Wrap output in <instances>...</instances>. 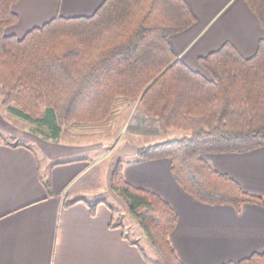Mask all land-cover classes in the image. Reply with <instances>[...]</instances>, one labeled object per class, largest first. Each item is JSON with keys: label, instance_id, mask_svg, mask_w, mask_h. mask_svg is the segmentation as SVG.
Listing matches in <instances>:
<instances>
[{"label": "trees", "instance_id": "obj_1", "mask_svg": "<svg viewBox=\"0 0 264 264\" xmlns=\"http://www.w3.org/2000/svg\"><path fill=\"white\" fill-rule=\"evenodd\" d=\"M16 2L0 0V93L6 108L54 139L79 143L108 133L120 110L138 101L162 130L184 131L138 147L140 160L168 158L179 187L202 203L238 211L245 203L264 207V195L247 191L205 157L264 145L263 36L250 56L230 40L201 54L206 72L177 56L169 40L196 20L186 0H103L92 14L58 13L22 36L7 32L19 19ZM246 2L264 27V0ZM113 165L111 190L160 262L185 264L169 237L179 217L174 206L128 181L121 159ZM44 183L52 194L50 178ZM90 205L95 213L97 203ZM220 264H264V251Z\"/></svg>", "mask_w": 264, "mask_h": 264}, {"label": "crops", "instance_id": "obj_2", "mask_svg": "<svg viewBox=\"0 0 264 264\" xmlns=\"http://www.w3.org/2000/svg\"><path fill=\"white\" fill-rule=\"evenodd\" d=\"M102 1L18 0L14 9L19 19L7 32L22 36L61 12L87 15ZM186 1L196 20L169 40L191 66L225 40L250 56L264 37V27L246 0ZM137 102L127 105L131 109L113 136L86 145L54 139L31 124L20 127L0 93V264H162L148 238L141 243V235L129 234V229L140 234L137 222L129 220L126 204L110 187L118 159L128 181L160 193L176 209L178 223L169 237L185 264H220L264 251L263 206L245 203L238 211L231 205L202 203L179 187L168 158H138V147L156 143H145V138L166 130ZM205 157L247 191L264 195V145ZM48 178L52 194L44 183ZM74 198L81 200L64 204ZM115 221L121 225L112 226Z\"/></svg>", "mask_w": 264, "mask_h": 264}, {"label": "rangeland", "instance_id": "obj_3", "mask_svg": "<svg viewBox=\"0 0 264 264\" xmlns=\"http://www.w3.org/2000/svg\"><path fill=\"white\" fill-rule=\"evenodd\" d=\"M91 13H93V12H90V14ZM61 14L62 15H73V14H64V12H61ZM76 15V14H75ZM87 15H89V14H87ZM194 69H202V70H205L204 69V67H203V65L201 64V63H199L197 66H192ZM206 71V70H205ZM207 72V71H206ZM135 102H137V101H133V102H130V104H134ZM129 104V105H130ZM131 109V107H127V105L126 106H124L121 110H120V112H119V114L117 115V118L115 119V121H114V123H113V125H112V129L108 132V133H106L105 135H101L100 134V132H96L95 133V137L94 138H89V139H87V140H82V141H80L79 143H85L86 145L87 144H94V142L95 143H98L99 142V140H103L104 139V137H106V136H109V137H111V136H113L114 135V133L116 132V130L118 131V126L120 127V125H121V123L123 122L122 121V119L124 118V115L126 114V110H130ZM129 112V111H128ZM11 114V113H10ZM15 118H16V122H18L19 123V126L20 127H22V128H24L25 126H29V124H31V125H33L34 127L35 126H37V124L36 123H33V122H31V121H28V120H24V119H22L21 117L19 118V116L17 117L16 115H15ZM4 133H6V132H4ZM183 133V131H181V130H177V129H170V130H166V131H163L160 135H158V136H154V138H150L149 140H147V138H145L146 140H145V143H147V141H151V140H155L156 142L157 141H162V140H165V139H167L168 137H173L174 135H176V136H180L181 134ZM6 136H8V137H11V134H9V133H6ZM175 136V137H176ZM22 140H24V139H22ZM112 140H114V139H112ZM30 144H32V143H30ZM33 146L35 147V149L40 153V149H39V147L36 145V144H34L33 143ZM82 146V145H81ZM83 148V147H82ZM103 196H104V198H108V199H110L108 196H107V194H103ZM120 214V213H119ZM129 216V220H134L130 215H128ZM122 217H123V214H122ZM122 217L121 218H119V219H122ZM126 217V216H125ZM126 219V218H125ZM130 222H132V221H130ZM135 225V224H134ZM136 226H138V225H136ZM138 228L139 229H137V230H139V232H140V234H138V233H136V232H138V231H133L132 229H129V234H130V236L131 237H135V238H137V237H139L138 235H141L142 237H141V239H140V241H141V243H143L144 241H146V240H148L146 237V234H145V232L143 231V229L140 227V226H138Z\"/></svg>", "mask_w": 264, "mask_h": 264}]
</instances>
